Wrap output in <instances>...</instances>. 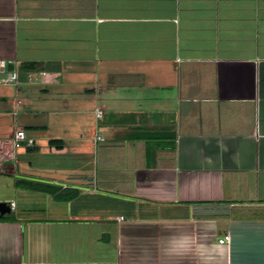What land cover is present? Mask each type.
<instances>
[{
    "label": "crops",
    "instance_id": "obj_1",
    "mask_svg": "<svg viewBox=\"0 0 264 264\" xmlns=\"http://www.w3.org/2000/svg\"><path fill=\"white\" fill-rule=\"evenodd\" d=\"M0 60V264H264V0H0Z\"/></svg>",
    "mask_w": 264,
    "mask_h": 264
},
{
    "label": "built area",
    "instance_id": "obj_2",
    "mask_svg": "<svg viewBox=\"0 0 264 264\" xmlns=\"http://www.w3.org/2000/svg\"><path fill=\"white\" fill-rule=\"evenodd\" d=\"M0 84L2 85H13L16 88L19 87V74H18V64L16 61H6L0 60ZM46 73H42L43 81H45ZM35 75H30V81H33ZM95 116L97 119L103 117V110L101 108L95 109ZM95 139L97 141H103L104 139L100 135H96ZM14 143L17 147L21 144H25L28 147H31L35 144V140L28 137L26 132L23 129H18L15 133ZM14 206V204H12ZM124 218L121 217V220ZM231 241L230 235L219 238L218 243L221 245H228Z\"/></svg>",
    "mask_w": 264,
    "mask_h": 264
},
{
    "label": "water",
    "instance_id": "obj_3",
    "mask_svg": "<svg viewBox=\"0 0 264 264\" xmlns=\"http://www.w3.org/2000/svg\"><path fill=\"white\" fill-rule=\"evenodd\" d=\"M11 214V204L8 202H0V218L9 217Z\"/></svg>",
    "mask_w": 264,
    "mask_h": 264
},
{
    "label": "trees",
    "instance_id": "obj_4",
    "mask_svg": "<svg viewBox=\"0 0 264 264\" xmlns=\"http://www.w3.org/2000/svg\"><path fill=\"white\" fill-rule=\"evenodd\" d=\"M13 220V216L5 217V218H0V222H10Z\"/></svg>",
    "mask_w": 264,
    "mask_h": 264
}]
</instances>
